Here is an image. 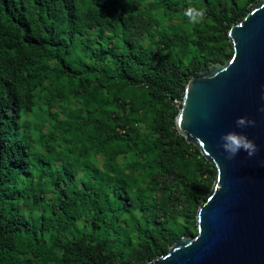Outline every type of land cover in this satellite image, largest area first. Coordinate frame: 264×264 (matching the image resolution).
<instances>
[{"label": "trees", "instance_id": "trees-1", "mask_svg": "<svg viewBox=\"0 0 264 264\" xmlns=\"http://www.w3.org/2000/svg\"><path fill=\"white\" fill-rule=\"evenodd\" d=\"M256 1L0 0V264H143L197 234L217 169L176 117Z\"/></svg>", "mask_w": 264, "mask_h": 264}, {"label": "water", "instance_id": "water-1", "mask_svg": "<svg viewBox=\"0 0 264 264\" xmlns=\"http://www.w3.org/2000/svg\"><path fill=\"white\" fill-rule=\"evenodd\" d=\"M229 38L233 55L189 79L176 117L178 131L217 169L197 211L198 232L143 264H264V0ZM242 116L254 125L238 128ZM229 131L253 140L255 155L227 159L220 137Z\"/></svg>", "mask_w": 264, "mask_h": 264}, {"label": "clouds", "instance_id": "clouds-1", "mask_svg": "<svg viewBox=\"0 0 264 264\" xmlns=\"http://www.w3.org/2000/svg\"><path fill=\"white\" fill-rule=\"evenodd\" d=\"M184 15L187 17L189 24H195L200 18H202L203 12L188 9ZM254 123V121L243 116L236 120V126L238 128L253 126ZM220 140L227 159L235 158L241 151L246 152L251 157L255 155L257 150L253 140L236 131H229L222 134Z\"/></svg>", "mask_w": 264, "mask_h": 264}, {"label": "built area", "instance_id": "built-area-1", "mask_svg": "<svg viewBox=\"0 0 264 264\" xmlns=\"http://www.w3.org/2000/svg\"><path fill=\"white\" fill-rule=\"evenodd\" d=\"M174 101H175V103H176L177 105H179V104L181 103V100H179V99H175Z\"/></svg>", "mask_w": 264, "mask_h": 264}]
</instances>
